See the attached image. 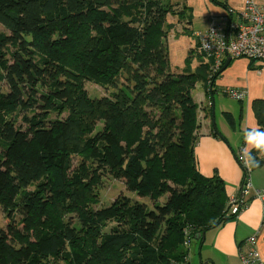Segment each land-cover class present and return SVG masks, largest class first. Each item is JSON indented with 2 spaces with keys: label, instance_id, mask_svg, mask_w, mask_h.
Masks as SVG:
<instances>
[{
  "label": "trees",
  "instance_id": "trees-1",
  "mask_svg": "<svg viewBox=\"0 0 264 264\" xmlns=\"http://www.w3.org/2000/svg\"><path fill=\"white\" fill-rule=\"evenodd\" d=\"M177 6L0 0L8 31L0 33V205L8 221L0 264H189L186 233L195 239L241 214L231 213L225 182L197 166L192 92L203 83L213 95L219 71L212 60L193 71L187 59L183 73H171L164 40ZM181 8L175 13L185 16ZM233 13L226 19L238 24L242 12L236 22ZM84 81L115 92L91 98ZM252 109L259 128L247 138L264 129V101ZM97 120L104 127L93 135ZM248 160L251 172L264 167V147ZM90 166L149 198L152 208L126 196L92 207L83 174Z\"/></svg>",
  "mask_w": 264,
  "mask_h": 264
},
{
  "label": "crops",
  "instance_id": "crops-1",
  "mask_svg": "<svg viewBox=\"0 0 264 264\" xmlns=\"http://www.w3.org/2000/svg\"><path fill=\"white\" fill-rule=\"evenodd\" d=\"M204 1L208 3L204 4L207 10L212 12L211 14L204 13L206 23L209 21V26L216 23L225 27L233 24L230 22L231 19H226L227 12L229 10L234 12L232 18L236 22L237 14L243 11L246 2V0ZM254 1L258 4L264 3V0ZM187 3H181L183 4L181 7H184L188 13L191 11L189 16L192 22L197 15L196 5L189 0ZM193 48L195 50L190 55ZM188 55H190L188 58L193 57L189 61L193 71L198 70L201 65L209 63L206 55L200 52L195 37L194 45L190 46ZM226 62L227 60L224 65ZM186 68L185 58L184 65L173 71L181 74ZM214 84L215 93L211 96L207 95L203 83H198L192 92L193 99L199 106L198 141L195 147V156L200 173L209 178L214 176L221 178L226 184L227 196L231 199L242 192L245 179V172L238 161V153L243 142L246 141L249 151L259 146L264 147V129L257 138L245 137L248 130L259 128L252 105L255 100L264 101V62H253L245 58L231 59L229 66L217 76ZM228 88L243 94V99L239 101V110L228 111L225 106H220L221 118L228 124L226 119L228 114L236 123L235 129L229 124V128H227L224 122H221V125L219 123L214 125L215 118H217L218 99L221 94L226 95L225 90ZM227 97L229 96L227 95ZM231 131L238 132V136L233 134L231 139L229 137ZM250 177L251 193L245 197L246 208L237 219L228 220L206 231L204 241L193 242L190 248L189 264H243L239 252L245 246L246 241L253 237H255V247L264 261V205L260 199L255 198L256 191L264 190V167L252 170Z\"/></svg>",
  "mask_w": 264,
  "mask_h": 264
},
{
  "label": "built area",
  "instance_id": "built-area-1",
  "mask_svg": "<svg viewBox=\"0 0 264 264\" xmlns=\"http://www.w3.org/2000/svg\"><path fill=\"white\" fill-rule=\"evenodd\" d=\"M238 24L225 27L221 24H212L207 30L194 33L200 51L212 60L211 70L218 72L228 59L245 58L254 62H264V3L258 4L254 0H246ZM225 94L238 101L243 99V94L228 88ZM249 150L244 144L238 153V161L245 172L246 181L242 192L230 199L231 213H241L245 207V197L251 193L250 173L251 167L248 160ZM255 198L264 205V190L256 191ZM241 210V211H240ZM185 247L191 248L194 239L186 233ZM239 252L243 264H264V261L255 247V237L246 241Z\"/></svg>",
  "mask_w": 264,
  "mask_h": 264
},
{
  "label": "rangeland",
  "instance_id": "rangeland-1",
  "mask_svg": "<svg viewBox=\"0 0 264 264\" xmlns=\"http://www.w3.org/2000/svg\"><path fill=\"white\" fill-rule=\"evenodd\" d=\"M162 2L163 4H178V3L186 4L187 0H162ZM189 2H192V4L196 5V11H197V15H195L191 23L184 24L180 22V21H184L185 19H189L190 17L189 13L191 14V11H189V13L188 11H186L185 16L177 15L175 12L182 10L181 6L175 7L176 11L172 12L171 14L169 13L167 16V23L173 25L170 29H167V38L164 40V43L167 45L168 51L170 52L169 59L171 57L170 60L171 73H175L173 70H176L177 67H181L184 65L185 58L186 60L188 59V62L191 61V59H193V57L188 58V56L191 55V54L188 55V51L190 50V46L194 45V33L199 31H205L210 27L209 21L206 23V20L204 19V13L205 14L207 12H209L210 14L212 13L209 10H207V7H205L204 5L208 3L205 2L204 0H189ZM183 4L181 5L183 6ZM0 33H8V31L7 29H5L3 26L0 25ZM198 48L200 50L199 44H198ZM194 50L195 48L192 49V53ZM83 84H84V89L87 91L88 95L91 98L108 97L115 92V90H113L112 88H102L88 81H84ZM221 98L222 100L220 101ZM221 105L225 106L228 111H235L236 109L238 110L240 109V102L232 98H229L227 97V95H223V94H221L220 98L218 99L217 118H215V125H217V123L221 125V122H224L227 128H229L228 124L225 123V121L221 118L222 117L221 114L222 110L220 108ZM65 116L66 114H64L62 117ZM0 123H1V119H0ZM96 124L97 125L93 135L100 132L104 127V124L102 123L101 120H97ZM233 134L234 136H238V132L231 131L229 136L231 137V139L233 138L232 137ZM80 162H81L80 157H75L73 159L74 166H77V168L81 166ZM83 174L86 178L85 180L91 186L92 195L96 199L97 203L91 204V206L94 207L95 209L108 207L112 205L116 200H118L120 196H126L127 198L131 199L134 203L140 202L143 204H147L149 207L152 208L153 203L149 198H141L135 193L127 191L124 182L115 179L113 175L106 170H101L90 166L84 169ZM167 198L168 196L166 195L159 201V203L164 204ZM7 222L8 221L5 217L3 207L0 205V231L2 230L6 231ZM113 226L114 224H109L104 231L106 233L110 232ZM91 240L96 241L97 238L93 237ZM193 242L200 243V241H197L196 239H194Z\"/></svg>",
  "mask_w": 264,
  "mask_h": 264
},
{
  "label": "water",
  "instance_id": "water-1",
  "mask_svg": "<svg viewBox=\"0 0 264 264\" xmlns=\"http://www.w3.org/2000/svg\"><path fill=\"white\" fill-rule=\"evenodd\" d=\"M230 63H231V59H228L227 62H226V64L219 71L218 75L221 74L229 66ZM212 84H211V88H212ZM214 125H215V122H214ZM195 239L198 240V241H200V240H203L204 241V239H205V233L198 235Z\"/></svg>",
  "mask_w": 264,
  "mask_h": 264
},
{
  "label": "clouds",
  "instance_id": "clouds-1",
  "mask_svg": "<svg viewBox=\"0 0 264 264\" xmlns=\"http://www.w3.org/2000/svg\"><path fill=\"white\" fill-rule=\"evenodd\" d=\"M259 146V145H258Z\"/></svg>",
  "mask_w": 264,
  "mask_h": 264
}]
</instances>
